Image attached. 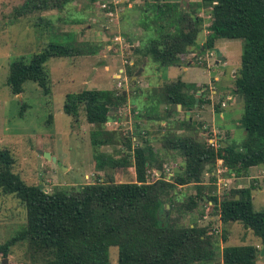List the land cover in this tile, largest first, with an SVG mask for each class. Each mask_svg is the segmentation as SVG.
<instances>
[{
    "label": "rangeland",
    "instance_id": "obj_1",
    "mask_svg": "<svg viewBox=\"0 0 264 264\" xmlns=\"http://www.w3.org/2000/svg\"><path fill=\"white\" fill-rule=\"evenodd\" d=\"M182 1L183 9L203 18V29L197 37L201 44L208 33L209 8L203 7L201 0ZM23 2L0 0V148L9 150L13 157L12 170L27 184L39 185L46 192L70 193L105 178L107 172L113 175L115 182L135 181L128 143L131 149L139 145L154 149L162 174L159 168L150 166L148 181L162 176L170 179L182 168L183 158L164 149L161 136L173 130L183 133L176 128L186 110L175 109L163 121L148 116L165 117L167 104L159 96L160 91L165 84L177 79L185 78V83L193 85L186 88L188 92L203 99L202 103L198 100L189 115L201 124L200 138L214 147L219 140H223L222 145L242 144L244 104L234 90L241 39L216 40L215 47L223 60H217L216 52L210 49L200 52L192 48L179 54L178 65L162 67L140 52L149 38L157 34L159 20L153 10L154 0H72L62 8L39 11H21ZM103 2L104 8L101 7ZM51 42L67 43L83 53L94 51V54L48 59L45 62L50 80L47 94L32 80L24 82L22 92L12 93L6 82L10 62L19 57L29 59ZM186 66L188 69L183 71ZM83 89L109 90L116 96L122 92L124 97L109 108L105 123H88L84 111L75 117L62 109L67 93ZM217 103L219 112L215 110ZM153 104L155 108L148 110ZM94 138L107 141L93 144ZM145 138L147 142L143 141ZM37 150L50 152L56 162ZM100 158L106 160L102 170L97 167ZM124 158L125 166L111 162ZM227 172L224 162L218 159L203 169L201 185H178L173 193L180 202H185L198 188L214 186L209 190L221 200L224 194L236 188L252 185L253 208L264 210V164L250 167L247 176H228ZM211 176L216 180L212 181ZM179 214L172 210V217H179L181 225L192 222L206 226L219 247L226 243L241 245L258 241L242 222L222 223L213 201L199 200L191 213ZM25 226L26 210L22 202L15 195L0 190V244ZM223 234L227 238L225 242L220 241ZM117 256L118 248L111 246L110 264H117ZM42 261L27 241H17L7 256L0 253V264H42ZM257 261L264 264V257Z\"/></svg>",
    "mask_w": 264,
    "mask_h": 264
},
{
    "label": "trees",
    "instance_id": "obj_2",
    "mask_svg": "<svg viewBox=\"0 0 264 264\" xmlns=\"http://www.w3.org/2000/svg\"><path fill=\"white\" fill-rule=\"evenodd\" d=\"M72 0H24L21 11L62 8ZM92 2L96 0H90ZM182 1V0H181ZM209 8L210 23L205 41L198 43L203 18L183 9L180 0H154V12L159 20L157 34L149 38L140 49L142 56L162 66L179 63L181 52L197 48L200 52L215 46L217 39L242 40L240 63L234 76V90L243 99L241 125L245 138L241 145L218 141L214 147L199 136L198 122L183 116L177 130L161 136L164 149L183 158L180 171L170 179L163 176L148 181V167H162L150 146L131 149L135 181L115 182L108 174L99 181L84 185L77 192H46L41 186L27 184L12 170L13 157L8 149L0 148V190L15 195L26 210V226L9 240L0 244V253L7 256L17 241H27L34 254L43 258L42 264H110L109 248H118L117 264H256V256L264 246V210H255L251 190L254 186L236 188L218 200L211 192L214 186L205 185L180 202L173 190L175 186L201 185L203 169L222 160L228 176H247L252 166L264 164V0H201ZM94 54L83 53L67 43H48L29 59L15 58L10 62L7 85L18 94L24 82H37L42 91H50V80L45 62L56 56ZM193 85L177 79L165 84L160 97L167 104L165 117H169L173 104L187 110L193 108L196 96L188 92ZM204 93L203 91L201 92ZM104 89H83L65 95L63 111L77 117L84 111L88 123L103 124L109 118V108L123 98ZM202 97L199 102L202 103ZM156 104L150 105L153 110ZM219 103L215 110L219 112ZM139 116V115H138ZM107 140L94 138L93 144ZM147 142L146 138L143 140ZM225 142V141H224ZM125 166L126 159L111 161ZM100 158L98 169L105 168ZM165 175V174H164ZM212 181L216 178L211 176ZM215 203L222 223L240 221L260 240L254 244L224 245L208 234L206 226L194 223L179 224L172 210L191 213L199 200ZM226 235L221 237L226 241ZM36 256V255H35Z\"/></svg>",
    "mask_w": 264,
    "mask_h": 264
},
{
    "label": "water",
    "instance_id": "obj_3",
    "mask_svg": "<svg viewBox=\"0 0 264 264\" xmlns=\"http://www.w3.org/2000/svg\"><path fill=\"white\" fill-rule=\"evenodd\" d=\"M211 51H214L216 52V55H217V60H223L224 57L221 55V52L219 51V49L217 47H212L210 48ZM140 71L137 72V74L139 73ZM135 76H132V78H134ZM198 93H200V91H198ZM199 98L198 96L195 98V102H194V106H196L197 102H198ZM181 108V105L180 104H173L170 108V112L173 111V110H177V109H180ZM190 112H191V108H188L186 111H185V117L186 119H189V115H190ZM195 123V121H193ZM197 126L201 128V124L200 123H197ZM224 145H226V143H224ZM37 152L41 155H43L45 158L47 159H50L52 160L53 162H56V158L55 156L51 155L50 152L48 151H42V150H37ZM260 254H264V246L262 247V250L260 251ZM258 257V255L256 256V258ZM7 261V258L4 259V263ZM220 263V262H219Z\"/></svg>",
    "mask_w": 264,
    "mask_h": 264
},
{
    "label": "crops",
    "instance_id": "obj_4",
    "mask_svg": "<svg viewBox=\"0 0 264 264\" xmlns=\"http://www.w3.org/2000/svg\"><path fill=\"white\" fill-rule=\"evenodd\" d=\"M219 40H222V39H219ZM183 69V71H186L187 69H188V67L186 66V67H183L182 68ZM183 81H185V78H183ZM186 81H189V80H186ZM192 83H196L195 81H191ZM191 113V112H190ZM252 200H253V196H252ZM228 242V241H227ZM241 244H244V243H241ZM251 244H253V243H251ZM225 245H227V243L225 244ZM254 245H256L257 247H261L260 245V240L258 239V241L256 242V243H254ZM223 247V245L222 246H220V249ZM262 257H264V254H260V252H259V254H258V257L256 258V264H257V260H259L260 258H262ZM219 262L222 264V262L221 261H218L217 262V264H219Z\"/></svg>",
    "mask_w": 264,
    "mask_h": 264
},
{
    "label": "built area",
    "instance_id": "obj_5",
    "mask_svg": "<svg viewBox=\"0 0 264 264\" xmlns=\"http://www.w3.org/2000/svg\"><path fill=\"white\" fill-rule=\"evenodd\" d=\"M101 7H106V4L103 2L102 4H101ZM110 14H111V12H109ZM194 55H196V54H194Z\"/></svg>",
    "mask_w": 264,
    "mask_h": 264
}]
</instances>
